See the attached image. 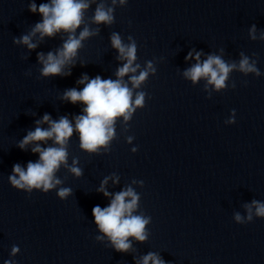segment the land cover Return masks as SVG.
I'll return each mask as SVG.
<instances>
[{
	"label": "water",
	"instance_id": "1",
	"mask_svg": "<svg viewBox=\"0 0 264 264\" xmlns=\"http://www.w3.org/2000/svg\"><path fill=\"white\" fill-rule=\"evenodd\" d=\"M50 2L0 0V264H142L149 253L165 264H264V218L253 207L247 220L252 202H264V0H87L75 35L85 28L90 35L64 65L71 74L46 77L38 54L55 55L69 35L34 33L43 17L30 5ZM99 6L112 9L111 23L94 21ZM113 34L135 43V75L148 71L135 88L131 73L123 77L133 101L144 94L142 106L116 118L113 137L95 152L83 150L74 131L53 189L13 188V165L37 162V144L59 147L49 139L19 148L37 122L47 114L74 125L83 114L85 105L64 93L81 90L84 76L118 78L126 60ZM25 35L34 49L20 42ZM196 53L201 63L214 55L235 65L223 88L185 76ZM244 58L256 72L240 70ZM61 188L70 194L59 197ZM128 189L138 196L133 214L149 218L147 238L130 237L129 250L117 252L92 209Z\"/></svg>",
	"mask_w": 264,
	"mask_h": 264
},
{
	"label": "clouds",
	"instance_id": "2",
	"mask_svg": "<svg viewBox=\"0 0 264 264\" xmlns=\"http://www.w3.org/2000/svg\"><path fill=\"white\" fill-rule=\"evenodd\" d=\"M115 3V0H113ZM125 3V0H120ZM89 7L87 0H51L49 4H41L37 9L35 3L30 5L29 10L33 13L39 12L43 19L37 23L34 33L39 32L41 37H52L55 33L63 30L69 33L68 39L64 42L62 49L53 55L49 52L45 58L43 54H38V60L43 64L41 73L43 76L70 75V71H63L64 65L72 61L76 56L77 50L81 47L84 38L90 35L85 28L80 32L79 37L75 35V30L81 25L83 20V12ZM96 23H111L113 21L112 9H105L99 6L94 15ZM253 31L255 27L253 26ZM20 42L27 45L29 49H34L35 44L31 43V37L25 35L20 38ZM113 47L118 50L120 57L126 60L117 71V79H102L97 76L89 80L84 76L78 81L84 85L81 90L75 88L64 93V99L76 104L77 102L85 105L83 114L75 118L73 125L66 117H62L58 121L50 120L46 114L42 121L37 122L34 131L29 132L20 142L19 148L23 150L26 145L34 142L53 140L54 145L47 148H41L38 144L32 149L34 154H39V160L35 163L29 162L27 168H22L19 164L13 165V175L9 177V181L13 188L22 191L31 192L33 189H43L47 192L60 184V180L55 177L56 171L61 164L66 163L67 150L66 142L75 131L79 135L80 146L87 152H95L99 148L108 144L114 135V122L116 118L123 116L128 120L134 111L132 105L140 107L143 104L144 94L138 93L135 100L132 99V90L128 84L123 81L126 74L131 73L130 82L133 87H138L147 77L148 71H141L139 75H135L139 65L133 66L136 59V45L130 43L125 45L117 34L111 37ZM192 53L189 52L187 59H191ZM197 61L190 69L185 72V76L193 82L201 78H206L208 84L214 85L216 89L225 86V80L228 73L235 68V65L225 63L219 56L209 55L206 60L200 62V53H196ZM151 63L148 68L151 69ZM240 70L244 72H256L253 64H250L247 58L240 62ZM259 74V73H257ZM233 112H235L233 110ZM48 123V128H42L39 125ZM234 123V121H229ZM75 165V161L73 162ZM71 171L77 176L80 175V169L73 166ZM107 183V181H104ZM100 191L107 197L108 192L104 191L103 184ZM71 192L68 188L59 189L58 196L66 197ZM130 198V199H128ZM138 196L131 190L121 191L115 194L107 207L101 208L95 206L92 209L94 223L98 230L106 236L112 243L117 252H127L131 247L130 237L135 238L139 242H144L147 238L145 226L149 222V218L141 215H135L134 210L137 208ZM255 208V215L258 218H264V202L253 201L249 206L247 220L252 221V208ZM235 220L242 222V217L237 214ZM99 239V237H97ZM18 248H13V254ZM165 264V261L155 253H149L143 258L142 264ZM7 264V262H6Z\"/></svg>",
	"mask_w": 264,
	"mask_h": 264
}]
</instances>
